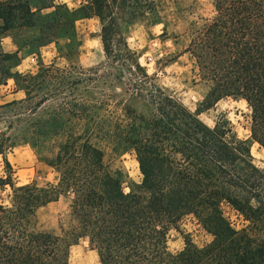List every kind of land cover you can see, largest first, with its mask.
I'll return each mask as SVG.
<instances>
[{
	"label": "trees",
	"instance_id": "1",
	"mask_svg": "<svg viewBox=\"0 0 264 264\" xmlns=\"http://www.w3.org/2000/svg\"><path fill=\"white\" fill-rule=\"evenodd\" d=\"M215 2L216 14L187 47L211 84L202 104L244 99L252 141L264 149V0ZM87 18L99 20L106 57L129 70L146 112L94 92L113 75L105 66L42 60L44 46L62 41L59 50L72 60L79 53L76 22ZM159 19L155 0H85L76 8L57 0H0V40L10 36L17 47L0 51V85L12 79L14 92L24 94L0 104L6 124L0 188L13 192L11 207L0 204V264H70V247L83 238L101 264H264V168L251 145L227 120L211 127L159 88L129 46L137 21ZM24 52L39 56L37 71L17 69ZM20 144L48 153L43 159L59 173L56 185L15 184L7 153ZM108 149L135 154L142 178L129 191L122 168L106 164ZM64 195L71 197L70 229L63 237L39 229L38 211ZM189 215L211 239L198 245L185 234V246L173 252L168 233Z\"/></svg>",
	"mask_w": 264,
	"mask_h": 264
},
{
	"label": "rangeland",
	"instance_id": "2",
	"mask_svg": "<svg viewBox=\"0 0 264 264\" xmlns=\"http://www.w3.org/2000/svg\"><path fill=\"white\" fill-rule=\"evenodd\" d=\"M71 8L80 6L85 0H57ZM160 10V19L156 23L137 21L130 29L128 43L138 55L140 64L154 78L155 84L165 92L181 101L190 111L209 126L225 119L229 122L234 134L251 145L255 163L264 168V149L251 138V110L244 99L224 97L213 107L205 109L202 104L210 91L211 84L201 78L193 56L187 51L193 33L211 19L217 11L215 0H155ZM79 53L67 59L59 50V45L52 43L41 49L42 60L49 64L56 62L60 66H68L71 62L85 69L104 67L113 75L107 76V85L94 90L95 93L107 92L115 94L116 99L146 112L145 101L132 91L134 78L129 70L113 64L105 55L101 41V24L97 18H87L76 22ZM29 33L25 32L24 36ZM15 45L10 36L0 40V51L11 52ZM23 60L17 69L22 72H35L39 68V56L22 53ZM70 61V62H69ZM120 74L126 76L116 80ZM115 79V81H114ZM23 92H14V81L8 80L7 85H0V104L13 99H20ZM6 130V124L0 123V132ZM8 131V130H7ZM105 157L106 164L122 168L127 179L124 184L127 191L133 182H140L142 174L135 154L132 151L114 155L110 149ZM47 152L38 153L28 144L17 145L7 156L14 166L16 185L36 183L40 186H53L59 181V173L49 166L44 156ZM3 160L0 156V174L3 173ZM12 188H0V204L7 208L12 206ZM71 197L61 196L56 202L49 203L38 211V228L63 237L71 227ZM229 216L236 220L234 212L226 207ZM189 236L196 244L203 245L211 239V235L201 224L198 217L186 216L179 224V229L172 228L168 233V247L176 252L185 246L184 235ZM70 264H101L98 254L87 238L70 247Z\"/></svg>",
	"mask_w": 264,
	"mask_h": 264
},
{
	"label": "crops",
	"instance_id": "3",
	"mask_svg": "<svg viewBox=\"0 0 264 264\" xmlns=\"http://www.w3.org/2000/svg\"><path fill=\"white\" fill-rule=\"evenodd\" d=\"M14 44V43H13ZM15 45V44H14ZM15 47H16V45H15ZM17 49V47L15 48V50ZM15 50H13V51H15ZM13 51H11V52H13ZM18 93H20V92H18Z\"/></svg>",
	"mask_w": 264,
	"mask_h": 264
}]
</instances>
